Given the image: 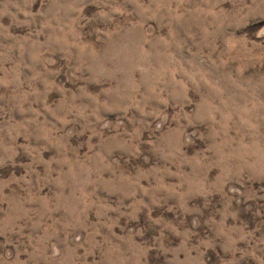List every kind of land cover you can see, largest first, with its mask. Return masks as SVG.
<instances>
[{
	"label": "rangeland",
	"instance_id": "374dc122",
	"mask_svg": "<svg viewBox=\"0 0 264 264\" xmlns=\"http://www.w3.org/2000/svg\"><path fill=\"white\" fill-rule=\"evenodd\" d=\"M0 264H264V0H0Z\"/></svg>",
	"mask_w": 264,
	"mask_h": 264
}]
</instances>
